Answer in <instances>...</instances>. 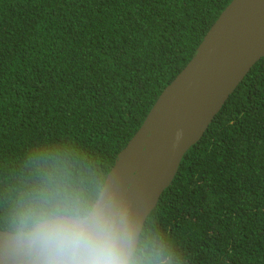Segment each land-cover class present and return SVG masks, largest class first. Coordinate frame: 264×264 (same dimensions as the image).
Listing matches in <instances>:
<instances>
[{
  "label": "trees",
  "instance_id": "trees-1",
  "mask_svg": "<svg viewBox=\"0 0 264 264\" xmlns=\"http://www.w3.org/2000/svg\"><path fill=\"white\" fill-rule=\"evenodd\" d=\"M231 0H0V229L89 212ZM130 264H264V57L182 159Z\"/></svg>",
  "mask_w": 264,
  "mask_h": 264
},
{
  "label": "water",
  "instance_id": "water-1",
  "mask_svg": "<svg viewBox=\"0 0 264 264\" xmlns=\"http://www.w3.org/2000/svg\"><path fill=\"white\" fill-rule=\"evenodd\" d=\"M263 57L264 0H231L118 152L89 212L103 209L122 221L129 262L183 157ZM29 233L0 229V264H41Z\"/></svg>",
  "mask_w": 264,
  "mask_h": 264
},
{
  "label": "clouds",
  "instance_id": "clouds-1",
  "mask_svg": "<svg viewBox=\"0 0 264 264\" xmlns=\"http://www.w3.org/2000/svg\"><path fill=\"white\" fill-rule=\"evenodd\" d=\"M122 221L103 209L39 217L27 242L41 264H130Z\"/></svg>",
  "mask_w": 264,
  "mask_h": 264
}]
</instances>
